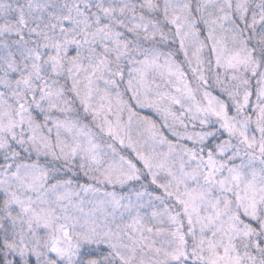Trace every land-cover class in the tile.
Listing matches in <instances>:
<instances>
[{
  "label": "snow or ice",
  "instance_id": "obj_1",
  "mask_svg": "<svg viewBox=\"0 0 264 264\" xmlns=\"http://www.w3.org/2000/svg\"><path fill=\"white\" fill-rule=\"evenodd\" d=\"M0 264H264V0H0Z\"/></svg>",
  "mask_w": 264,
  "mask_h": 264
}]
</instances>
